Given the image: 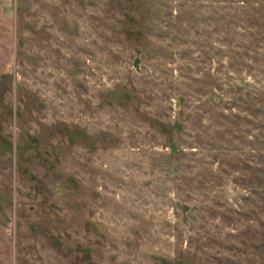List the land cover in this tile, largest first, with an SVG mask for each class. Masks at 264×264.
<instances>
[{
    "label": "rangeland",
    "instance_id": "obj_1",
    "mask_svg": "<svg viewBox=\"0 0 264 264\" xmlns=\"http://www.w3.org/2000/svg\"><path fill=\"white\" fill-rule=\"evenodd\" d=\"M0 264H264V0H0Z\"/></svg>",
    "mask_w": 264,
    "mask_h": 264
}]
</instances>
